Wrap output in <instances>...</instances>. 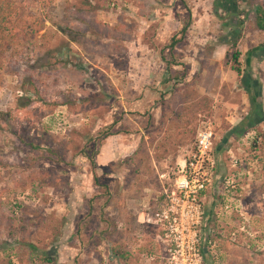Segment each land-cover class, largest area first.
Segmentation results:
<instances>
[{
    "label": "rangeland",
    "instance_id": "obj_1",
    "mask_svg": "<svg viewBox=\"0 0 264 264\" xmlns=\"http://www.w3.org/2000/svg\"><path fill=\"white\" fill-rule=\"evenodd\" d=\"M260 5L0 0V264L158 259L165 247L140 224L141 211L156 208L160 176L178 175L203 128L216 166L204 193L202 264H264V116L249 119L229 77L242 68L245 41L218 54L192 40L197 31L221 35L228 22L238 37L253 34ZM234 6L243 18L223 12ZM188 18L185 80L170 83L158 50ZM115 119L116 133L94 142ZM83 150H96L93 161Z\"/></svg>",
    "mask_w": 264,
    "mask_h": 264
},
{
    "label": "built area",
    "instance_id": "obj_2",
    "mask_svg": "<svg viewBox=\"0 0 264 264\" xmlns=\"http://www.w3.org/2000/svg\"><path fill=\"white\" fill-rule=\"evenodd\" d=\"M210 128L200 129L176 177L160 176L156 208L143 207L139 222L158 231L165 247L158 259L146 255L147 264H202L207 212L204 193L211 184L216 162L211 156Z\"/></svg>",
    "mask_w": 264,
    "mask_h": 264
},
{
    "label": "crops",
    "instance_id": "obj_3",
    "mask_svg": "<svg viewBox=\"0 0 264 264\" xmlns=\"http://www.w3.org/2000/svg\"><path fill=\"white\" fill-rule=\"evenodd\" d=\"M235 9L236 7L234 6L232 10L228 9L227 11H223V12L229 16H231L230 14L232 13V17L236 16L243 18L242 15H244V13L237 15L236 14L237 11ZM185 13H187V11H185ZM198 17H196V19ZM250 20L253 21V17L252 18L250 17ZM233 24L234 23L231 24L228 22L222 25L225 33H221V35H219L218 33L204 35L202 31H197L194 35H192V40H195L197 44H201L198 45L200 47L202 46L201 50H203L206 44H209V46L213 47V51L215 52L217 51V53L219 54V52L225 51V49L228 48V46H230V44L233 43V41L239 38L238 41L241 42L244 39L245 45L242 50L243 53L241 54L240 59L238 60V63L243 64L242 68L240 69L238 75H234L231 72H229V77H231V82L232 80L235 81L234 84H236V81L238 80L240 82V87L243 91L242 96L249 104V110H252L250 111L251 113H249V115L251 116V118L249 119L251 120L261 119L263 118L262 116H264V113L262 111L264 109V31L255 30L253 34H248V35L244 34V38H241L238 37L239 33L234 31L236 27L233 28L232 27ZM198 25H200L201 28L204 27V23H199ZM200 27L196 26V28H200ZM241 36H243V34H241ZM204 41L208 43H203ZM249 51H251L252 54L251 57H249L250 62L247 65L245 60L247 58L246 53H248ZM208 57L209 55L207 56V58ZM220 70L221 69H215V71L218 72ZM249 110H247V112H249Z\"/></svg>",
    "mask_w": 264,
    "mask_h": 264
},
{
    "label": "trees",
    "instance_id": "obj_4",
    "mask_svg": "<svg viewBox=\"0 0 264 264\" xmlns=\"http://www.w3.org/2000/svg\"><path fill=\"white\" fill-rule=\"evenodd\" d=\"M182 1L183 0H180L181 3H182ZM254 13H255V17H254V28H255V30L264 31V6L260 5V7L254 8ZM189 24H190V21L188 19L187 23L184 26H182L176 32L175 35L170 37L158 50L159 59L164 64L165 71L169 74V76L167 77V82L179 81L177 84H183V82L185 80L183 70H181V68H183V63H182L183 61H181L182 58L180 55V49L182 47L183 40H184L185 35L187 33ZM246 54H247V58H246L245 62L248 65L250 62L249 57H251L252 52L249 51ZM237 56H238V54L234 55V62L235 63L238 60ZM235 71L238 72L239 69L236 68ZM116 123H117V120L115 119L110 124L105 125L104 127L100 128L96 137H95V139H97V140L94 141V138H92L91 140L97 143L98 141L104 140L107 137L114 135L116 133L114 131V127H115ZM243 127H244V123H240L238 126L235 127V130L242 132V130L244 129ZM239 134H240V132H239ZM236 135H238V133ZM86 151L83 150L81 152V156L89 159L90 161H93V157L96 155V152H95L96 150L95 151L91 150L89 153H87ZM100 188H103L102 195L104 197H108L107 187L105 185L100 184ZM107 200L108 199H106V202H107ZM91 202H92V199L89 200L90 205H91ZM106 204L107 203H104L105 207H106ZM105 207H103V208H105ZM114 253H115V256L123 257L122 252H119L118 250H115ZM207 264H210V262Z\"/></svg>",
    "mask_w": 264,
    "mask_h": 264
}]
</instances>
